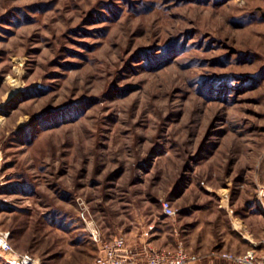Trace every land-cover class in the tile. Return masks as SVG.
<instances>
[{"label": "rangeland", "instance_id": "obj_1", "mask_svg": "<svg viewBox=\"0 0 264 264\" xmlns=\"http://www.w3.org/2000/svg\"><path fill=\"white\" fill-rule=\"evenodd\" d=\"M0 183L43 264L264 252V0H0Z\"/></svg>", "mask_w": 264, "mask_h": 264}, {"label": "built area", "instance_id": "obj_2", "mask_svg": "<svg viewBox=\"0 0 264 264\" xmlns=\"http://www.w3.org/2000/svg\"><path fill=\"white\" fill-rule=\"evenodd\" d=\"M162 207L167 216L176 215V209L170 201L164 200ZM81 214L87 220L85 213ZM148 235L149 232H146L145 236ZM10 239V231L0 230V255L8 264H43L36 255L17 250ZM90 239L99 250L93 264H193L200 258L181 247L176 250L155 248L147 240L134 244L127 243L121 236L104 240L96 228L90 230ZM221 256L235 264H264V252L259 254L255 250L242 254L224 253Z\"/></svg>", "mask_w": 264, "mask_h": 264}, {"label": "crops", "instance_id": "obj_3", "mask_svg": "<svg viewBox=\"0 0 264 264\" xmlns=\"http://www.w3.org/2000/svg\"><path fill=\"white\" fill-rule=\"evenodd\" d=\"M223 199L224 200H226L227 199V193L225 192V193H223ZM258 203V201L257 200H255L254 199V201L252 202V203H250V204H252V205H255L256 206V204ZM244 235V238H247L248 239V237L245 235V234H243ZM261 240H259V241H255V244H257L256 242H260ZM225 246H226V244H224ZM227 247V246H226ZM231 249H233V248H235L234 250H238V247L236 246V247H230ZM234 252H238V251H234ZM241 252V251H240ZM193 264H235V263H232V262H230V261H228V260H214V259H205V258H199L198 259V261L197 262H195V263H193Z\"/></svg>", "mask_w": 264, "mask_h": 264}, {"label": "bare ground", "instance_id": "obj_4", "mask_svg": "<svg viewBox=\"0 0 264 264\" xmlns=\"http://www.w3.org/2000/svg\"><path fill=\"white\" fill-rule=\"evenodd\" d=\"M12 82H14V84L17 86L18 85V83H16V81L15 80H12Z\"/></svg>", "mask_w": 264, "mask_h": 264}]
</instances>
